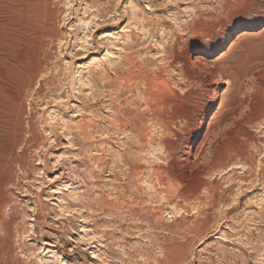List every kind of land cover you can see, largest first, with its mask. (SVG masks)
<instances>
[{
    "label": "rangeland",
    "instance_id": "374dc122",
    "mask_svg": "<svg viewBox=\"0 0 264 264\" xmlns=\"http://www.w3.org/2000/svg\"><path fill=\"white\" fill-rule=\"evenodd\" d=\"M1 1L0 109L1 113H5L16 109L20 92L30 72L35 69L37 58L33 41L24 27L32 14L24 6L12 2L16 0ZM51 3L57 12L55 31L58 48L49 50L50 62H47L44 75L22 101L24 115L33 118L34 131L43 144L42 147H29L24 151L15 150L16 156L24 157V169L17 164L10 167L3 164L9 147L5 129L0 128V197L7 194L11 199L0 213L10 227L7 236L0 231V264H101L99 255L103 249L79 246V239L92 231L90 216L93 212L78 207L76 199L85 196L89 201H96L100 193L109 190L108 186L114 184L115 179L106 173L97 180L93 179L91 173L97 175L99 169L90 158L102 159L118 167L122 164L110 155L118 151L132 156L142 154L149 164L168 167L179 177L182 176L180 180L184 181V186L188 183L193 187L199 180L218 186L217 192L226 205H207L212 199L202 192L204 202L195 206L200 208L202 215L206 213L222 225L194 242L191 248L193 258L202 259V264H245V260L248 264H264V233L255 232L248 239L244 232L236 234L232 229L237 219L243 221V227L252 228L253 222L247 217L258 212L255 202L264 201V189L246 195L241 206L229 214V218L222 219L226 208L233 206L244 191L239 189L238 179L249 170V165L237 160L236 155V163L228 162V157L243 147L253 155L257 150H264V0H51ZM98 8L110 12V15L105 23L108 29L95 33L93 24L84 26V21L90 19L94 25L99 24L100 21L96 22L94 17ZM71 11H74L73 15H69ZM130 32L138 35V47L133 49L138 54V60L141 63L150 62L146 65L149 73L161 69L163 78L172 86V93L164 92L163 87H158L154 93L166 105L164 113L176 115L172 127L174 131L180 133L187 125L186 117L193 116L199 106L210 105L214 100L198 135L200 142L211 121L212 135L205 141L206 159L202 166L196 164L192 170L181 162H165L160 143L163 137L159 134L158 125L152 128L154 145H148L146 153L130 147V135L118 137L109 133L116 141L109 145L106 121L110 119V111L103 100L107 90L93 89L89 77L99 70L98 66H107L130 56L123 48ZM93 40L97 43L96 50L83 49L91 47ZM172 54L180 58L191 54L193 63L202 61L200 70L192 65L187 67L193 80L187 82L179 77V65L172 61ZM51 79L56 84L55 88L45 84ZM209 89H214L217 94H207ZM36 90L42 91L43 96L39 99L34 95ZM134 93L125 97L134 99L137 96L138 99L139 92ZM88 99L91 103L87 102ZM87 117L96 122L94 130L90 131L93 134L91 140H84L77 137L74 131L66 130L65 125L80 123ZM42 120L49 123V127L53 123L56 133L60 131L59 138L52 137L48 125H44ZM23 124L27 127L26 123ZM187 129L194 132L191 127ZM173 138L171 136L170 140L174 141ZM178 164L181 166L177 168ZM210 166L214 169L203 171ZM120 169L118 167L119 172ZM201 169L202 176L199 175ZM145 172L147 174V170ZM62 177L65 179L61 180ZM68 201L74 206L68 208ZM67 208L68 211H65ZM192 209L182 211L183 217L190 223H186L187 227L200 217L198 210ZM177 216V213L164 214V228L168 226L172 230L154 231L149 237L164 239L169 236L180 242L183 234L174 230L179 220ZM230 217L237 219L232 221ZM102 219L98 231H109L103 228L109 218ZM141 224L145 225V221ZM120 242L121 239L116 236L109 241V245L120 251ZM144 242L134 231L127 243L135 248ZM245 245L252 250L246 252ZM153 254L158 256V250H154ZM140 261V257L136 256L129 264H140ZM109 264H119V261Z\"/></svg>",
    "mask_w": 264,
    "mask_h": 264
},
{
    "label": "bare ground",
    "instance_id": "6f19581e",
    "mask_svg": "<svg viewBox=\"0 0 264 264\" xmlns=\"http://www.w3.org/2000/svg\"><path fill=\"white\" fill-rule=\"evenodd\" d=\"M12 2L15 4L18 3L20 6H24L26 10L32 14L31 16H29L30 14L28 15L30 19L27 20L26 23L24 22V27L26 28V34L33 41L32 44H34L37 64L35 69L32 70L33 72H30V77H28V81L25 83L22 91L20 92L19 100L17 101L18 103L16 102L17 106H15L16 109L9 110L5 113H1L0 109V128L5 129L6 143L9 147L8 155L5 157L6 159L4 160L3 164L7 167H10L12 164H17L22 169H24V157L22 155L16 156L14 154L15 150L20 149L24 151L29 147H39L43 144V141H39L40 139H38L36 136L37 132L35 133L34 131L33 118L29 115L25 117L24 111L22 109V101L28 97V94L30 93L29 91L33 89L35 82L40 81L39 79L44 75L45 70L47 69V62L50 60L49 50L51 48H58V34L55 31L57 12L54 10L51 0H16ZM1 3H3V1L0 0V5ZM73 13L74 11H71L69 15H73ZM109 13L110 12L104 11V9L102 10L101 8H98L94 13V17L96 18V22L100 21V23H95L94 25V23H92V21L89 19L84 21V26L93 24L95 33L108 29V25L105 23L108 21L106 19L110 15ZM138 43V35L134 32H130L123 44L124 50L128 51L130 56L122 57L118 62L108 64L107 66H98L97 68H99V70H96V73H93L89 77V81L91 82L93 89L96 90L99 87L101 89L107 90V93L102 96L104 104L106 103L107 109L110 111V119L106 121L108 130L106 134L108 135L109 145H113L114 142L116 143L109 133L112 135H117L118 137L130 135L132 137L130 147L135 148L140 153H146L145 150H147L148 145H154L155 133L152 128L154 125H158L160 129L159 134H161L163 137V140L160 143L164 149L163 157L165 162H181L183 165H189L190 169L194 168L196 164L202 166L203 161L206 159L204 145L205 141L211 134L212 122L210 121L207 125V132L200 142H198V135L200 129L204 126L210 111L212 110L214 97H212L213 101L210 105H198L199 108L198 110L196 109V112L194 111V114L192 113L193 116L186 118L183 116L186 120L183 121H185L187 125L180 131V133L179 131H174L172 127L174 125L173 120L176 119V115L168 116L165 114L164 111L166 105L163 104L161 100H159L160 97L157 99L154 93L156 90H158V87H163L164 92L167 91L172 93L174 92L171 88L172 86H170V83L167 79L163 78L161 69L157 68L155 72L149 73L146 69L148 66L146 67V65H148L150 62L144 61V63H141L138 60V54L133 51V49L138 47ZM91 44V47H83V49L96 50L97 43L94 42ZM163 52H165V50H163ZM191 59V54H187L186 57L183 58H180L179 55L174 54L172 60L174 63L179 65V77L187 80V82L193 80L187 70L188 66L192 65L199 70L201 69L200 63L202 61L200 60V62L198 61L193 63ZM53 79L46 81L45 84L55 88L56 84L54 83ZM225 83L226 82H224V84ZM135 91L139 92L138 99L136 98L137 96H135V98L132 97L134 99L126 98V95L131 96ZM209 93H211L213 96L217 94L214 89H209L207 94ZM34 95L38 99L43 96L41 90L35 92ZM95 96L98 97L97 95ZM95 96L93 97L92 101L95 99ZM193 96L195 97L194 94ZM89 98L91 99V97ZM90 99L86 101L89 102ZM221 102L224 101L222 100ZM89 103H91V101ZM168 107H170V105ZM220 107H222L221 104ZM219 111L220 110L218 109V112ZM177 119H179L178 116ZM44 120H42L43 124L48 125L49 123H46ZM94 121L91 117H87L86 119L83 118L80 123L65 125V128L66 130L74 131L77 137L88 141L92 139V133H90V131L95 126L96 122ZM23 123H26L27 127H24ZM55 124L56 123H54V125ZM49 126L50 125L47 126V129L49 130V133L52 135V137L55 139L59 138L58 134L60 131L58 134L56 133L55 129L52 128L53 123H51V127ZM188 127L193 128L194 132H189L187 129ZM190 134H192L191 137ZM171 136L175 137V139L173 138L174 141L170 140ZM110 155H112L118 160L120 164H122L118 165V167L121 168V175L117 166L113 167L111 163H107L105 160L91 157L90 160L99 169L97 172L98 174L96 173L97 175H94L95 173H91V177L93 179L96 178L97 180L102 174L106 173L111 177L113 176L115 183L113 182L114 184H110L108 186L109 190L105 191V193H98L99 195L96 198V201H89V199H86L87 197L84 198L85 196H83V198L78 197L76 199V205L78 207L84 208L86 211L93 212V214L90 216L92 219L91 226H93L91 229L92 231L86 232L89 234L84 235L81 239H79V246H85L87 249H93L96 247L103 249L99 255V257L102 258L101 264L113 263L115 260H118L119 264H129L136 256L140 257V264H202V259H195L191 256V248L194 246V242L197 241V239L205 237L214 229L217 230L222 224L218 223V220L206 213L202 215V212L199 210L200 208L197 209L196 206H201L204 202L201 196L202 192H205L206 195L210 196L212 199L211 203L207 205L213 207L216 205L219 206V204L226 205V202L222 199V196H220L221 194L219 195L217 192L219 190L218 186H215L214 184L208 185L202 180H199L194 186L192 185L193 187L188 186L187 182H185V184L187 183V186H184V181L180 180L182 179L181 175V177H179L173 170L169 169L168 167L163 168L157 163L149 164V162L146 161V157L142 154L132 156L127 152L121 153L118 151L116 153H110ZM234 155L238 157L237 160L248 164L249 170L247 172L245 171L246 173L244 172L245 174L240 179H238L239 189L244 191H242V194L236 200L235 204H233L231 207L228 206V208H226L227 211L223 212L224 214H222V219L225 220L229 218V214L236 211L241 206V201L246 195L251 194V192L264 189V150H257V152H255L253 155L248 152L247 148L243 147L242 149L236 150L233 154H231L228 157V162L231 163L234 161ZM179 166L181 165L178 164L177 168ZM21 168L20 170H22ZM212 169H214L213 166H210L208 168H203V171L206 172ZM145 170H147V174ZM202 174L203 173L201 169L199 175L202 176ZM63 179L65 178L62 177L61 180ZM9 200L11 199L8 198L7 194H4L2 197H0V213L2 209L9 203ZM72 205L74 206V203H67L68 208ZM255 205L259 207L258 212L247 217L253 222V225L250 226L252 227L251 229L243 227V221H239L236 217H230L232 221H236L237 219L236 224L234 223L232 227L234 232L236 234L244 232L248 239L252 238L255 232L260 231V233H264V201H260L259 203L255 202ZM190 207L197 209L200 217H198L197 221L195 220L194 223L187 227V221L183 217V212L188 211L187 209H190ZM68 208L64 210L68 211ZM175 213L179 214V216H177L179 217V220L177 219L178 221L175 223L174 230L183 234V238L180 242L175 241L169 236H166L164 239H160L156 236L149 237L154 231H161L164 229H166V231L170 230L171 228L168 226L164 228L163 215H171ZM100 216L102 217L99 218ZM103 217L109 218V222L106 225H103V228L109 231L100 232L97 228L100 227L99 223L103 221ZM12 219L13 217L11 218V222ZM5 221L2 220L0 215V231L2 234L7 236L8 229L10 227L8 228V222ZM144 221L145 225H142L141 223ZM188 224L190 223H187V225ZM134 231L139 233V236L145 241L144 244L135 248L128 246L127 243L130 241V236H132ZM116 236H119V239H121L119 244L120 251H116L113 249L112 245H109V241H111ZM244 249L246 252H250L252 250V248L246 247V245ZM154 250H158V256L153 254ZM244 262L245 264H248L247 260Z\"/></svg>",
    "mask_w": 264,
    "mask_h": 264
}]
</instances>
